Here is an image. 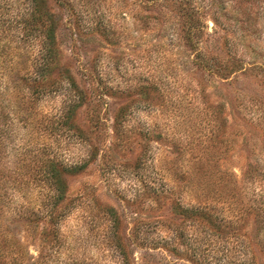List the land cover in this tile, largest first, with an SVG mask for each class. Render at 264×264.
I'll return each mask as SVG.
<instances>
[{
  "label": "rangeland",
  "instance_id": "1",
  "mask_svg": "<svg viewBox=\"0 0 264 264\" xmlns=\"http://www.w3.org/2000/svg\"><path fill=\"white\" fill-rule=\"evenodd\" d=\"M29 2L0 0V264H124L114 233L128 264H264V0H45L36 81ZM48 158L77 167L52 220Z\"/></svg>",
  "mask_w": 264,
  "mask_h": 264
},
{
  "label": "trees",
  "instance_id": "2",
  "mask_svg": "<svg viewBox=\"0 0 264 264\" xmlns=\"http://www.w3.org/2000/svg\"><path fill=\"white\" fill-rule=\"evenodd\" d=\"M30 2V8L29 13L26 18H24V23H22L24 27L25 36L30 38V46L32 48L36 47V53L34 54V57L32 59V63L37 68L38 73L34 75V80H38L39 77H43L44 75H50V73L56 69L57 73L62 72V68L57 66V64L54 66L52 65L55 61V54H54V30H55V21L52 17V14L47 10V7L45 5V0H29ZM63 1V0H62ZM65 3V2H64ZM63 2H60V4H64ZM206 66L211 67L212 64L210 62H206ZM54 67V68H53ZM53 68V70H52ZM213 68V67H212ZM214 69V68H213ZM67 82L59 81L57 85L60 83L61 85L59 88L66 84V89L69 91L68 94V103L71 106H75L77 103H81L85 100L82 90L79 89L75 82L71 80L70 76H66ZM56 82V81H55ZM57 85L55 87H57ZM29 87H32V85H29ZM58 88V89H59ZM61 89V88H60ZM44 91L45 89L42 88ZM36 92V90H33V93ZM1 116V115H0ZM64 117V116H63ZM118 121L116 120V123ZM42 164L43 167H40L38 170V175L40 180L45 184V186L48 188L46 192V203L49 205L47 208L46 213H39L41 215L47 216L50 220H52V214L55 210V207L61 201V199L64 196L66 185L62 179L63 173H70L71 171L75 170L77 167L75 166H65L60 165L57 159L48 158V160H45ZM243 175L246 178H249L253 180L255 178L254 176V169L251 167H247V169L243 172ZM19 182V181H18ZM17 187L23 188L22 185L19 183L17 184ZM24 189V188H23ZM177 208L176 212L178 214L182 215L183 217H198V219H205L209 221V214L206 213H199L202 210H193L192 208H180L178 206H175ZM197 211V212H196ZM34 214H37L34 213ZM206 215V218H205ZM29 218V217H28ZM192 218V217H191ZM193 220H197L196 218H192ZM32 222V221H29ZM117 221L114 219V223L116 224ZM112 241L115 247H118L119 249V255L122 256L121 262L124 264H128L127 254L125 250L122 248L119 236L114 233L112 235Z\"/></svg>",
  "mask_w": 264,
  "mask_h": 264
}]
</instances>
